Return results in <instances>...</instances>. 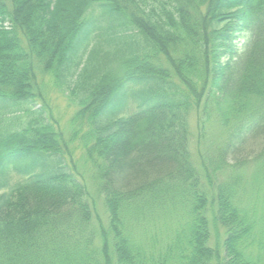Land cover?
<instances>
[{
	"label": "trees",
	"instance_id": "obj_1",
	"mask_svg": "<svg viewBox=\"0 0 264 264\" xmlns=\"http://www.w3.org/2000/svg\"><path fill=\"white\" fill-rule=\"evenodd\" d=\"M0 264H264V0H0Z\"/></svg>",
	"mask_w": 264,
	"mask_h": 264
},
{
	"label": "rangeland",
	"instance_id": "obj_2",
	"mask_svg": "<svg viewBox=\"0 0 264 264\" xmlns=\"http://www.w3.org/2000/svg\"><path fill=\"white\" fill-rule=\"evenodd\" d=\"M44 88L43 91L45 92L46 96H47V101L49 106L51 107V110L54 114V116L57 118V120L59 121L60 127L64 132H68V120L70 119V114H71V110L67 109L66 104L64 99L61 97V95H58L56 93H54V91H50V88L47 86L49 84V78L45 77L44 78ZM191 132L194 135V128L191 125ZM257 150V147L254 149ZM73 160L74 162H76V166L78 171L83 175L84 181L88 186V189L91 193V195L93 196L95 203H96V214L98 215V217L100 218L101 222L106 225L107 222V218H106V214L103 208V204H102V199L100 198V196H98L94 190V187L91 184V181L89 179V174L85 171L84 167L82 166V162L80 159V154L77 151L73 152ZM219 237L220 235H222V231L219 230ZM212 238H215V233L214 231L212 232ZM220 240H222V238L220 237Z\"/></svg>",
	"mask_w": 264,
	"mask_h": 264
}]
</instances>
